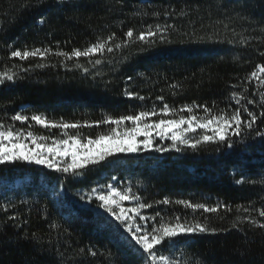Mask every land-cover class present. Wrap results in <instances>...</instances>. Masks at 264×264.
I'll return each instance as SVG.
<instances>
[{"label": "trees", "instance_id": "16d2710c", "mask_svg": "<svg viewBox=\"0 0 264 264\" xmlns=\"http://www.w3.org/2000/svg\"><path fill=\"white\" fill-rule=\"evenodd\" d=\"M149 28L157 32L149 38L151 47L136 39ZM129 29L131 39L125 35ZM113 34L112 52L79 60L52 54L83 50ZM34 48L52 53L44 59L11 57L13 50ZM262 53L264 0H0V73L14 74L0 84V124L66 138L61 129L11 119L17 113L39 114L58 123L78 122L81 127L66 134L83 140L114 127L85 122L153 110L158 113L153 120L179 119L187 115L179 110L188 105L198 117L206 115L204 107L211 109L209 115H231L239 108L244 121L250 120L247 108L258 116L256 131L264 133V86L249 78L264 64ZM164 104L177 112L161 116ZM232 143L231 148L211 142L162 155L113 156L80 176L25 161L0 165V264H144L146 253L116 230L107 213L76 200L79 193L115 180L152 205L146 215L156 227L161 217L166 222L180 217L216 229L166 241L158 255H177L185 264H264V229L250 223H264L259 215L264 138L245 130ZM165 198L173 203H156ZM176 200L220 205V211L194 212Z\"/></svg>", "mask_w": 264, "mask_h": 264}, {"label": "snow or ice", "instance_id": "6c2138e0", "mask_svg": "<svg viewBox=\"0 0 264 264\" xmlns=\"http://www.w3.org/2000/svg\"><path fill=\"white\" fill-rule=\"evenodd\" d=\"M43 22V21H41ZM160 26L157 25V31ZM126 37L131 39L133 31L129 29L125 33ZM157 32L151 28L145 33L141 31L136 37L137 40L142 41L152 46L150 37H155ZM114 34L107 37L105 40L98 39L96 43L81 49H73L70 53L57 50L52 53L49 48H34L32 50H13L11 57L27 60L30 58H46L49 53L57 57H63L65 60L76 58L79 60L81 57L91 58L92 56L102 53L105 50L112 52L113 48L108 46V42L113 40ZM164 41V37H160ZM121 45L117 44L119 48ZM264 55V53H262ZM95 64H100L101 61L96 59ZM43 67L44 65H37ZM87 72V69H84ZM14 74L0 73V84L4 83L5 79L12 81ZM249 78H255L260 81L264 86V64H258L256 70L249 74ZM131 79V78H129ZM129 96L135 95L136 98L143 100L144 97L134 93H126ZM237 96L233 93V98ZM264 100V93L261 94ZM243 97H241L242 99ZM158 99H163L158 97ZM239 104V100L236 101ZM249 104L255 103L252 100L248 101ZM264 107V104L261 105ZM200 107V106H197ZM180 112H186L187 115H180L179 119H164L159 118L153 120L152 117L158 115L153 111H141L133 115H124L119 117H107L103 121L85 122L83 126L91 127L93 125L107 124L113 125L107 134H98L95 138L87 137L83 140L79 135H67L68 129H79L81 125L77 123L55 122L50 121L43 115L33 114L30 118L27 115L17 113L12 116L13 121H20L22 124L29 121L35 122L44 129H61L63 130L66 138L46 137L37 135L32 131L25 132L23 129L13 130L11 126L5 127L0 124V165L13 163L16 161H25L30 164L44 165L49 169H54L56 172L71 173L74 176L82 175L81 170L88 169L89 166H97L102 162H106L109 158L118 153H136L139 151L149 150L153 147L154 135L160 139H170L173 144L172 147L176 151L181 149L177 144L191 147L193 150L197 146L204 143L219 142L226 143L229 148L233 146L232 137H241L245 130L256 132L257 136L264 138V133L256 131L254 125L258 119L256 113L244 108L250 120L244 121L241 118V110L236 109L231 115L221 113L220 115H209L211 109L204 107L206 115L198 117L194 114L193 107L184 105ZM177 112L176 109L164 104L160 109L161 116H171ZM264 117V111L260 113ZM131 123L132 127H124L127 123ZM122 129V130H121ZM197 129L203 130V134L197 139H191L188 133L196 132ZM211 133V134H209ZM143 137V139H138ZM51 140V143L48 141ZM30 142V143H29ZM157 152L167 151L165 148L157 147ZM241 181H237L240 183ZM93 195L97 202V207L103 209L109 214L111 221L115 222L116 230H123L131 234V239L146 253L143 257L144 264L154 262L159 259L160 261H167L168 257L164 255L157 256V246L162 245L164 242L174 243L175 238L192 233H205L208 231H216V229H209L201 222L187 223L182 222L180 217H174L173 221H165L163 217L159 220L158 227H152L150 231L144 229L140 225L132 223L134 216H139L141 220L147 218L140 215L141 210L151 208V204L140 202L141 198L132 193L131 189L120 190L113 185H109L106 192L92 189L91 193L87 196H81V200L93 202ZM125 201H135L136 207L126 209L123 206ZM156 203L168 205L173 203L168 198L158 201ZM175 204L183 205L185 208L195 211H202L204 213H218L220 205L209 206L202 203H192L186 200H176ZM227 209V205L224 206ZM239 210V209H237ZM247 211V209H245ZM132 213L134 215H129ZM259 215L264 217V210H261ZM156 216H160L157 212ZM152 219H156L153 217ZM250 223L257 225L264 229V223H259L255 219L250 220ZM233 227H236L233 224ZM135 229V230H133ZM143 233V234H141ZM92 255H95L93 252Z\"/></svg>", "mask_w": 264, "mask_h": 264}, {"label": "rangeland", "instance_id": "374dc122", "mask_svg": "<svg viewBox=\"0 0 264 264\" xmlns=\"http://www.w3.org/2000/svg\"><path fill=\"white\" fill-rule=\"evenodd\" d=\"M60 1H72V0H60ZM5 81H6V79H5ZM202 134H203V130H201V129H197L196 132L188 133L187 135L189 136V138H191V139L194 140V139L199 138V136L202 135ZM209 134H211V133H209ZM138 139H143V137H139ZM29 143H30V142H29ZM49 143H51V142H49ZM172 144H173V142H172L170 139H167V138H165V139H160L159 137H156V136L154 135L153 147H152L151 149H149V150H145V151H139V152H136V153H118V154H116V155H114V156H139V155H142V154H145V153H155V154H157V155H162V154H164L165 152H167V151L171 150L172 148H174V147H172ZM181 146H185V145L177 144V147H181ZM157 147H161V148H165V149H166V147H168V149H167V151L157 152V151H155V149H156ZM26 163H28V162H26ZM28 164H29V165H33V166H36V167L46 168V169H48V170L55 171L54 169H49V168L45 167L44 165H36V164H30V163H28ZM109 185H113V186L117 187V188L120 189V190L129 189L128 187L124 186L122 183L117 182L116 180L113 181L112 183H110ZM109 185H108V186H109ZM108 186H100L99 188H97V190H98V191H104V192H106L107 189H108ZM131 191H132V190H131ZM90 193H91V191H90V192H81V193H79V194L76 196V200L79 202V204H82L83 206H86V207H89L91 204H97V202H96V200H95V195H93V202H92V203L87 202V200H81V199H80V197H81L82 195H83V196H87V195L90 194ZM132 193H133V192H132ZM123 206H124L126 209H128V208H133V207H136V202H135V201H132V202L125 201V202H123ZM99 209H100V208H99ZM100 210H102L103 212H105L103 209H100ZM105 213H106V212H105ZM107 214H108V213H107ZM108 215H109V214H108ZM129 215H134V214L129 213ZM140 215H143V216L146 217L147 219H146V220H141V219L139 218V216H134V219H133V221H132V223H133L134 225H140L141 227H143L144 229H146V230H148V231H150L152 227H156V226H154V224L152 223V221H151V220L148 218V216L146 215V209L141 210ZM133 230H135V229H133ZM197 233H198V232H197ZM197 233L187 234V235H183V236H179V237L192 236V235H195V234H197ZM126 234H127V235L130 237V239H131V234H130V233H127V232H126ZM141 234H143V233H141ZM131 240H132V239H131ZM132 241L135 243L134 240H132ZM163 244H164V243H163ZM163 244H162V245H163ZM135 245L138 246V247L140 248V246L137 245L136 243H135ZM162 245L157 246V249L160 248ZM140 249H141V248H140ZM157 249H156V250H157ZM157 252H158V251H157ZM157 256L159 257L158 254H157ZM166 257H168V260H167V261H160L159 259H157V260L154 262V264H185V263L181 260V258H180L179 256H177V255H170V256H166ZM152 263H153V262H152Z\"/></svg>", "mask_w": 264, "mask_h": 264}]
</instances>
